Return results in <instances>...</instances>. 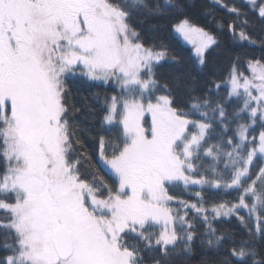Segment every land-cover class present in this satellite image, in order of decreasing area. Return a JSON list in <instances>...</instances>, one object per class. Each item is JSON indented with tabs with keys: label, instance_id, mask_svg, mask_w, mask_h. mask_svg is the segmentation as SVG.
<instances>
[{
	"label": "snow or ice",
	"instance_id": "snow-or-ice-1",
	"mask_svg": "<svg viewBox=\"0 0 264 264\" xmlns=\"http://www.w3.org/2000/svg\"><path fill=\"white\" fill-rule=\"evenodd\" d=\"M212 4L221 33L261 52L223 77L217 35L183 0H0V264H191L197 249V264H264V0ZM158 18L193 46L203 85L157 78L180 63L138 27Z\"/></svg>",
	"mask_w": 264,
	"mask_h": 264
},
{
	"label": "trees",
	"instance_id": "trees-1",
	"mask_svg": "<svg viewBox=\"0 0 264 264\" xmlns=\"http://www.w3.org/2000/svg\"><path fill=\"white\" fill-rule=\"evenodd\" d=\"M183 2L190 5L187 8V14L196 24L217 35L220 47L216 51L211 52L209 57L210 67H215L217 77L227 75L229 60L236 54L249 57L255 56L259 58L261 52L258 48L235 41L227 30L221 33L211 22L212 16H215L217 20H224L225 22L229 20V14H227L223 8L214 6L212 4V0H183ZM228 2L239 4L241 0H228ZM206 10L211 14L206 15ZM172 23L173 19L158 18L138 25V27L142 29L146 41L151 42L155 39L156 42L159 43L162 40L168 46L170 53L176 55L180 59V63H176L171 60L161 62V65L158 66L157 69V78L162 83H172L177 76L189 74L192 77H195L196 80L203 85L205 79L207 78V72L198 71V67L194 64L195 57L193 50L184 45L182 41L177 38L175 33L172 32ZM154 25L158 30L153 29ZM253 35L257 36L258 33L253 32ZM74 87L79 89L81 94H91L88 90L87 84L77 83ZM104 91L103 87L91 89V92H100L102 95L104 94ZM108 94H112L111 89L108 90ZM97 107H99V105H97ZM90 120L91 117L88 119L81 118L80 123L82 126H87ZM85 150L94 157L92 163L96 164L97 169L100 170V174L104 176L106 180L111 182L110 174H108L95 159L96 146L94 145L91 137L85 138ZM258 165L259 161L254 162L253 168L255 169ZM171 191L174 195L179 196L182 199L192 201L196 199L195 196L191 195L189 192L183 191L182 188L172 189ZM204 198L205 200L212 202H235L236 193L231 190L225 191L223 189H207L204 193ZM244 214L245 216L247 215L246 211ZM192 215H195V213H190L189 218H191ZM223 226L236 232L239 236H246V232L235 217L232 218L231 222L226 223ZM253 227H255L254 223ZM198 260L199 249H197L196 254L192 257L191 264H197Z\"/></svg>",
	"mask_w": 264,
	"mask_h": 264
},
{
	"label": "rangeland",
	"instance_id": "rangeland-1",
	"mask_svg": "<svg viewBox=\"0 0 264 264\" xmlns=\"http://www.w3.org/2000/svg\"><path fill=\"white\" fill-rule=\"evenodd\" d=\"M175 35H176V34H175ZM176 36H177V35H176ZM177 38H179V39L182 41V43H183L184 45L190 47V48L193 50V53H194V49H193V46H192L191 44H188L187 42H185L182 38H180V37H178V36H177Z\"/></svg>",
	"mask_w": 264,
	"mask_h": 264
}]
</instances>
